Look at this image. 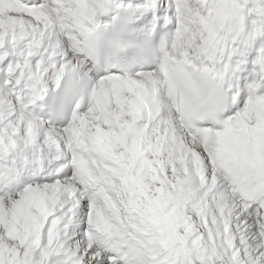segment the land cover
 Returning <instances> with one entry per match:
<instances>
[{"label":"snow or ice","instance_id":"6c2138e0","mask_svg":"<svg viewBox=\"0 0 264 264\" xmlns=\"http://www.w3.org/2000/svg\"><path fill=\"white\" fill-rule=\"evenodd\" d=\"M0 264H264V0H0Z\"/></svg>","mask_w":264,"mask_h":264}]
</instances>
